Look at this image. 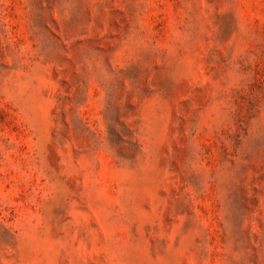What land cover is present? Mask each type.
Returning <instances> with one entry per match:
<instances>
[{
	"label": "rangeland",
	"instance_id": "374dc122",
	"mask_svg": "<svg viewBox=\"0 0 264 264\" xmlns=\"http://www.w3.org/2000/svg\"><path fill=\"white\" fill-rule=\"evenodd\" d=\"M0 264H264V0H0Z\"/></svg>",
	"mask_w": 264,
	"mask_h": 264
}]
</instances>
